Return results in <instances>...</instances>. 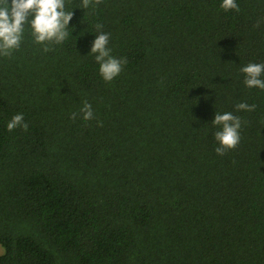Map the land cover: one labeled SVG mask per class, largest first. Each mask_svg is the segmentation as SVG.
<instances>
[{
  "label": "trees",
  "instance_id": "1",
  "mask_svg": "<svg viewBox=\"0 0 264 264\" xmlns=\"http://www.w3.org/2000/svg\"><path fill=\"white\" fill-rule=\"evenodd\" d=\"M238 3L99 0L73 10L76 43L26 32L0 56V264H264V90L239 71L264 61V0ZM98 23L127 60L110 82ZM215 110L242 120L223 155Z\"/></svg>",
  "mask_w": 264,
  "mask_h": 264
},
{
  "label": "clouds",
  "instance_id": "2",
  "mask_svg": "<svg viewBox=\"0 0 264 264\" xmlns=\"http://www.w3.org/2000/svg\"><path fill=\"white\" fill-rule=\"evenodd\" d=\"M99 3V0H80L78 5H73L72 0H0V56L8 57L14 50L21 47L27 32L34 44L41 46V52L54 51L55 46H60L73 35L75 24L70 26L75 8L87 9L90 5ZM220 8L224 11H239L238 0H220ZM103 24H96L94 39L91 42V53L98 65V72L104 81H112L117 77L123 66L127 63L125 57L112 54L109 46L110 33L103 30ZM243 73V83L247 88L264 90V61L242 65L239 69ZM256 105L240 101L235 105L237 112L252 111ZM81 118L85 121L93 118V109L85 101L79 109ZM72 118L78 114L72 113ZM216 128L213 133L217 142L215 152L223 155L226 151L235 148L241 140V117L233 111H214L211 119ZM8 131L16 128L27 130L28 124L24 114L17 112L6 122Z\"/></svg>",
  "mask_w": 264,
  "mask_h": 264
},
{
  "label": "rangeland",
  "instance_id": "3",
  "mask_svg": "<svg viewBox=\"0 0 264 264\" xmlns=\"http://www.w3.org/2000/svg\"><path fill=\"white\" fill-rule=\"evenodd\" d=\"M0 248H1V246H0ZM0 251H1V249H0Z\"/></svg>",
  "mask_w": 264,
  "mask_h": 264
}]
</instances>
